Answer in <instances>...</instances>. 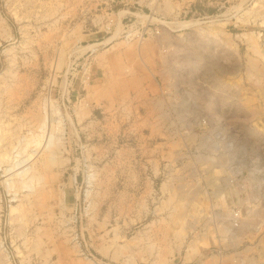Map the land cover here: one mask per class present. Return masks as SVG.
Here are the masks:
<instances>
[{
  "label": "rangeland",
  "instance_id": "obj_1",
  "mask_svg": "<svg viewBox=\"0 0 264 264\" xmlns=\"http://www.w3.org/2000/svg\"><path fill=\"white\" fill-rule=\"evenodd\" d=\"M0 264H264V0H0Z\"/></svg>",
  "mask_w": 264,
  "mask_h": 264
},
{
  "label": "bare ground",
  "instance_id": "obj_2",
  "mask_svg": "<svg viewBox=\"0 0 264 264\" xmlns=\"http://www.w3.org/2000/svg\"><path fill=\"white\" fill-rule=\"evenodd\" d=\"M164 37H165V35H164ZM164 41H165V40H164ZM252 61H254V60H252ZM255 62H256V61H255ZM253 63H254V62H253ZM254 64H255V63H254ZM254 64H253V65H254ZM254 68H255V67H254ZM165 71H166V70H165ZM165 71H164V72H165ZM161 106H163V105L161 104ZM162 116L164 117V115H162ZM190 134H191V133H190ZM190 134L187 135L188 138H189L190 140L195 139V135H194L193 133H192L191 135H190ZM51 136H52V134H51ZM187 136H186V137H187ZM37 145H38V143H37ZM198 147H199V146H198ZM23 180H25V179H23ZM25 181H27V180H25ZM234 217H235V219H237V218L240 219V216L233 215V219H234ZM238 225H239V223H235V222L232 223V226H233V227L238 226ZM232 226H231V227H232ZM238 227H239V226H238ZM240 227H241V226H240ZM230 231H232V230H230ZM234 235H235V234H234ZM231 261H233V260H231Z\"/></svg>",
  "mask_w": 264,
  "mask_h": 264
},
{
  "label": "crops",
  "instance_id": "obj_3",
  "mask_svg": "<svg viewBox=\"0 0 264 264\" xmlns=\"http://www.w3.org/2000/svg\"><path fill=\"white\" fill-rule=\"evenodd\" d=\"M158 100H156V102H157ZM159 104V103H158ZM159 106H160V104H159ZM160 107H162V106H160Z\"/></svg>",
  "mask_w": 264,
  "mask_h": 264
}]
</instances>
